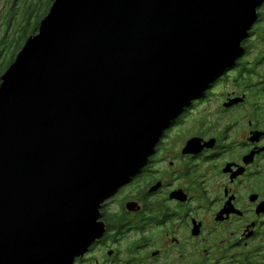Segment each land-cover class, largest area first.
<instances>
[{
	"label": "water",
	"instance_id": "1",
	"mask_svg": "<svg viewBox=\"0 0 264 264\" xmlns=\"http://www.w3.org/2000/svg\"><path fill=\"white\" fill-rule=\"evenodd\" d=\"M264 0H55L0 85V264H73L101 208L244 55Z\"/></svg>",
	"mask_w": 264,
	"mask_h": 264
},
{
	"label": "flooded vegetation",
	"instance_id": "2",
	"mask_svg": "<svg viewBox=\"0 0 264 264\" xmlns=\"http://www.w3.org/2000/svg\"><path fill=\"white\" fill-rule=\"evenodd\" d=\"M31 1L0 0V59L9 35L33 20ZM263 11L264 3L242 58L105 201L103 236L73 264H264V56L250 60L264 43Z\"/></svg>",
	"mask_w": 264,
	"mask_h": 264
},
{
	"label": "rangeland",
	"instance_id": "3",
	"mask_svg": "<svg viewBox=\"0 0 264 264\" xmlns=\"http://www.w3.org/2000/svg\"><path fill=\"white\" fill-rule=\"evenodd\" d=\"M40 5H41V3L39 2V5H38V8L36 9V12L35 13H38L37 14V16H35L34 18H33V20L31 21V23L29 24V31H28V33H31V32H34V26L35 27H37L38 26V24L40 25V22L42 21V18L46 15V13L50 10V5L48 6V3L46 4V8L44 9L45 11V13L44 14H41V11H40V9H41V7H40ZM26 9H28L30 6H29V4H26ZM20 11V13H21V11H22V9H20L19 10ZM263 13H264V11H263ZM263 19H264V14H263ZM264 29V22H263V24L260 26V30H263ZM262 32V31H261ZM38 33V32H37ZM36 33V34H37ZM11 34H13V33H11ZM25 35V32H23V33H21V34H19L18 36H15V37H17V38H19V37H21V39H22V37ZM263 33L261 34V35H259L260 37L259 38H257L256 40L258 41L259 40V42H261L262 40H263ZM14 36V35H13ZM13 36L12 35H9V37H8V41L10 40H12L11 41V43H10V49H9V51L2 57V59H1V63H0V67L3 65V62L4 63H6V65H4L2 68H1V71H0V74H1V72L5 69V67L7 66V62L6 61H3V60H8V61H11V57H13L14 56V53H12L15 49H17L16 48V46H17V44H16V40L13 38ZM1 38H3V35H1L0 36V39ZM23 41H24V39H23ZM257 51L255 52V57L253 58V59H250V60H254L256 57H263L264 56V43H263V46H262V48H260V49H256Z\"/></svg>",
	"mask_w": 264,
	"mask_h": 264
},
{
	"label": "trees",
	"instance_id": "4",
	"mask_svg": "<svg viewBox=\"0 0 264 264\" xmlns=\"http://www.w3.org/2000/svg\"><path fill=\"white\" fill-rule=\"evenodd\" d=\"M54 1H55V0H32V1H31V4H30V7L28 8V10H26L25 14H26V15L29 14L30 19H31V18H34L35 16H37L38 13H35V12H36V9L38 8L39 2L41 3V5H40V7H41V9H40L41 14H44V13H45V12H44V11H45L44 9L46 8V4L48 3V6L50 5V9H51V7H52ZM29 9H30V10H29ZM49 11H50V10H49ZM49 11H48V12L46 13V15L42 18V20L48 15ZM34 27H35V26H34ZM34 27H33V28H34ZM38 27H39V24H38L37 27H35L34 32H31V33H28V31H29V27H27L26 30H25V35L22 37V39H21V37H19V38L14 37V39L16 40V44H17L16 48H17V49H15V50L12 52V53H14V56L10 58L11 61L3 60V61H6L8 64H7V66L5 67V69H4V70L1 72V74H0V85H1V76H2L3 74H5V72L7 71V69L13 64V62H14L15 59H16L17 54L20 52V50L22 49V47L24 46V44H25V42L28 40V38L31 37L33 34H36V33L38 32V31H37V28H38ZM23 39H24V41H23ZM2 55H3V53L0 52V58H1ZM4 55H5V54H4ZM0 63H1V59H0ZM4 65H6V63L3 62V65L0 67V71H1V68H2Z\"/></svg>",
	"mask_w": 264,
	"mask_h": 264
}]
</instances>
